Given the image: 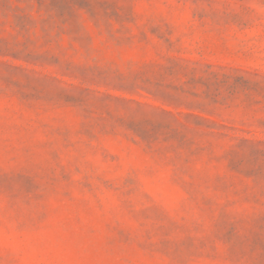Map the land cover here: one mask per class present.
<instances>
[{
	"label": "rangeland",
	"instance_id": "374dc122",
	"mask_svg": "<svg viewBox=\"0 0 264 264\" xmlns=\"http://www.w3.org/2000/svg\"><path fill=\"white\" fill-rule=\"evenodd\" d=\"M0 264H264V0H0Z\"/></svg>",
	"mask_w": 264,
	"mask_h": 264
}]
</instances>
